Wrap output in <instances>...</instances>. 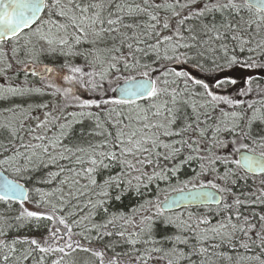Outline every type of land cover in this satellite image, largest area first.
I'll return each instance as SVG.
<instances>
[{
	"label": "snow or ice",
	"instance_id": "1",
	"mask_svg": "<svg viewBox=\"0 0 264 264\" xmlns=\"http://www.w3.org/2000/svg\"><path fill=\"white\" fill-rule=\"evenodd\" d=\"M202 61L264 69V0H0V264H264V85Z\"/></svg>",
	"mask_w": 264,
	"mask_h": 264
},
{
	"label": "trees",
	"instance_id": "2",
	"mask_svg": "<svg viewBox=\"0 0 264 264\" xmlns=\"http://www.w3.org/2000/svg\"><path fill=\"white\" fill-rule=\"evenodd\" d=\"M202 62H203V61H202ZM203 63L205 64L206 62H203ZM210 63H211V62H208V64L204 66V68H205V71H204V72H200V71L197 70V71H195V74H196L197 76H199V77H202V76H200V74H208V75H212V74H216V73H218L219 71H213L214 68H212V67L210 66ZM176 67H177V68H181V67H183V68H187L189 71H193V69L190 68L188 65H183V66H182V65H176ZM216 76H217V74H216ZM258 78H259V75L256 77V79H258ZM0 79H2V78H0ZM19 79H20L21 81L23 80V73L20 74ZM30 79H32L34 82L38 80V78H32V77H30ZM209 79H210V78H209ZM112 86H113V87L116 86V85H115V82L113 83ZM108 95L111 96V97H115L113 92H109ZM2 107H3V105H0V108H2ZM0 118H2V117H0ZM97 139H100V138L98 137ZM0 143H6V141L0 139ZM84 146L87 147V144H84ZM65 163H66V162H65ZM5 174H6L8 177H10L11 179H14V177H13L10 173H5ZM190 176H191V170H190V169L188 170V172H187L186 174L182 173V174H181V177H180V181H175V180H174V181L172 182L171 187L168 189L167 193L162 192V193L160 194V198L163 199L164 195H169V194H171V193H175V191H173V189H174L175 187H177L178 185H180L182 181L187 180V178H189ZM21 182H22V181H21ZM247 183H248V182H247ZM240 184L243 185V186H245V187H247V185H245L244 181H241ZM153 187H154V186H153ZM161 187H164V186L161 185ZM247 188H248V187H247ZM248 189H249V188H248ZM126 203H130V204L134 205V203H135V198H133V200H132L131 202H126ZM28 207L31 208L32 205H28ZM214 209H215V208H214ZM2 210H3V209L0 208V211H2ZM191 211H194L196 214H199L201 211H206V209L191 210ZM248 211H249V212H254V213H256V214H264V205H257V206H254L253 208L249 209ZM79 255L83 257V256H85L86 254H84V253H80ZM51 258L54 259L55 257H51Z\"/></svg>",
	"mask_w": 264,
	"mask_h": 264
},
{
	"label": "flooded vegetation",
	"instance_id": "3",
	"mask_svg": "<svg viewBox=\"0 0 264 264\" xmlns=\"http://www.w3.org/2000/svg\"><path fill=\"white\" fill-rule=\"evenodd\" d=\"M208 62H210V61H208ZM208 62H206L205 64H204V66L205 65H207L208 64ZM210 66L212 67V68H214V66L210 63ZM241 72H243V73H247V74H250L251 76H252V78H253V88L255 89V87L257 86V83H260V84H262V85H264V69H259V68H253V69H238V68H236V69H225V71H223V72H218V73H216L217 74V76H220V77H223V76H225V75H227V74H230V73H241ZM216 74H212V75H208V74H200V76H202V77H207V78H213L214 76H216ZM259 75V78L258 79H256V77ZM239 86V85H238ZM217 91H219V90H217ZM242 99H246L245 97H241ZM253 98H258V97H256L255 96V94L253 95ZM257 151H260V149H257ZM262 177L258 174L256 177H255V180H254V182H253V180L252 179H250L249 181H248V183H247V187L252 191V192H257V194H258V188L260 187V184H259V181H260V179H261ZM188 179V178H187ZM177 193V192H176ZM175 193V194H176ZM174 194V193H173ZM213 209H214V207H212ZM200 208H188V210L189 211H191V210H199ZM179 211H184V209H181V210H179Z\"/></svg>",
	"mask_w": 264,
	"mask_h": 264
},
{
	"label": "water",
	"instance_id": "4",
	"mask_svg": "<svg viewBox=\"0 0 264 264\" xmlns=\"http://www.w3.org/2000/svg\"><path fill=\"white\" fill-rule=\"evenodd\" d=\"M121 86H122V85H121ZM114 95H115V97H118L119 94H118V93H114ZM8 179H10V178H8ZM172 196L179 197V194L176 193V194H174V195H172ZM185 204H186V202H185ZM211 206H215V205H211ZM190 207H196V206H194V205H188V208H190ZM181 209H184V207L181 206L180 208L177 209V211H179V210H181Z\"/></svg>",
	"mask_w": 264,
	"mask_h": 264
}]
</instances>
